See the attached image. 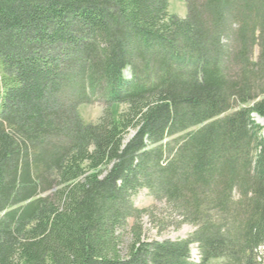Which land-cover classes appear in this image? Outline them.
<instances>
[{"label": "trees", "instance_id": "16d2710c", "mask_svg": "<svg viewBox=\"0 0 264 264\" xmlns=\"http://www.w3.org/2000/svg\"><path fill=\"white\" fill-rule=\"evenodd\" d=\"M185 1L0 0V264H264V0ZM142 189L195 232L144 240Z\"/></svg>", "mask_w": 264, "mask_h": 264}, {"label": "rangeland", "instance_id": "374dc122", "mask_svg": "<svg viewBox=\"0 0 264 264\" xmlns=\"http://www.w3.org/2000/svg\"><path fill=\"white\" fill-rule=\"evenodd\" d=\"M195 1V0H194ZM208 0H196L197 3H204L207 2ZM243 1L242 0H233L232 4L229 5L227 9L220 7L219 13L222 14L223 17H231L233 15L238 14V11L241 9L243 6ZM169 11L170 14H175L177 15L178 18L184 19L188 15V9L186 5L185 0H170L169 4ZM213 13V12H212ZM225 13V14H224ZM225 25V27H224ZM229 25L228 21L225 22L222 21L221 27H219V30L228 33L226 27ZM234 29V28H233ZM235 30V29H234ZM216 33V31L212 28L211 33H209V36L212 37L213 33ZM219 32V31H218ZM215 36V35H214ZM220 38L222 39L223 35H219ZM229 38L227 42V46H233L235 47L237 45L235 38L230 37L229 35L227 36ZM209 44L207 45V49H210L208 51H214L215 47L214 45H211V42H208ZM236 43V44H235ZM235 45V46H234ZM164 52V58H169L171 57V50H167L166 48L164 49H159L158 52ZM226 51V50H225ZM225 51L221 52L219 49L216 50V55H218V60L219 64L224 66L226 64V58L225 56ZM69 59H72V56L68 55V57L62 56L61 60L62 61H67ZM185 60H188V57L183 60L182 63L185 62ZM204 58L203 57H195L194 65H200L203 64L202 62ZM181 63V64H182ZM187 67V66H185ZM182 67L184 71H189L190 69ZM141 68V67H140ZM238 73L237 68H233L231 70V75L235 77V74ZM76 74V73H74ZM126 74H129L126 72ZM143 74V73H142ZM149 76V75H148ZM147 76V77H148ZM144 74L139 77V79H143ZM1 78V75H0ZM72 82V81H71ZM103 86V85H102ZM104 87V86H103ZM78 92V89H76ZM70 92V91H68ZM73 92L69 93L72 94ZM68 94V93H66ZM73 95V94H72ZM65 96V95H64ZM61 97V96H58ZM57 97V99H58ZM63 104L66 105L68 108L71 104L72 99L67 97H63ZM61 99V98H60ZM120 111L124 109L123 107H119ZM105 102L96 99L93 100L90 104H83L80 106V114L82 116V119L86 123H96L99 121V119L104 115L105 113ZM55 138H49L46 140V143H59V144H66L68 141L59 135L58 137L54 136ZM132 202L135 207L141 210H149L152 215H144L141 220H140V225L142 227V238L147 241H164V240H172V241H177V240H183V239H188L196 230V228L192 224H181L182 217L179 215L176 211L170 210L171 208L167 205L165 200H158L156 199L151 192L148 189H142L139 191V193L132 198ZM136 224V221L134 219L129 220V226L128 230L125 233V238L124 242L121 245V248L123 252L125 253L132 238V227ZM200 260V252L198 249L197 244H193L191 246V261L193 262H199Z\"/></svg>", "mask_w": 264, "mask_h": 264}, {"label": "bare ground", "instance_id": "6f19581e", "mask_svg": "<svg viewBox=\"0 0 264 264\" xmlns=\"http://www.w3.org/2000/svg\"><path fill=\"white\" fill-rule=\"evenodd\" d=\"M256 121L260 123L261 125H264V121L260 117H256Z\"/></svg>", "mask_w": 264, "mask_h": 264}]
</instances>
